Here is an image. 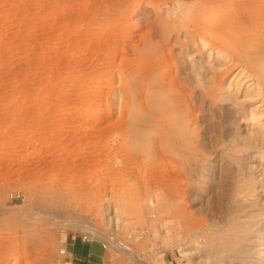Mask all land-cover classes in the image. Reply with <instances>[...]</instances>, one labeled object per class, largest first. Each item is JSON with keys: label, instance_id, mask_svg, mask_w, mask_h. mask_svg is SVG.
Masks as SVG:
<instances>
[{"label": "rangeland", "instance_id": "1", "mask_svg": "<svg viewBox=\"0 0 264 264\" xmlns=\"http://www.w3.org/2000/svg\"><path fill=\"white\" fill-rule=\"evenodd\" d=\"M242 2L0 0V264H264Z\"/></svg>", "mask_w": 264, "mask_h": 264}, {"label": "bare ground", "instance_id": "2", "mask_svg": "<svg viewBox=\"0 0 264 264\" xmlns=\"http://www.w3.org/2000/svg\"><path fill=\"white\" fill-rule=\"evenodd\" d=\"M229 9L234 14L239 12L240 10V13H243V16H240L235 21L232 20L233 22L230 23V28H227L229 30L225 28L226 22H222L221 20V23L213 25V28L215 29L214 33L219 34H217L216 38L222 35V38H220L223 39L222 44L229 48L227 49L230 50V53L234 59L242 62V64H244L247 68V75L249 77L251 88V94H247V96L249 95V98H247L249 99V106L252 107L258 104V106H260L261 108H258V110L256 108L257 106H255L248 111L249 117L246 118L248 119V136L251 139V146L254 156L259 158V167H261V171L264 175V121H262L261 117H259L261 120H258L257 117V115L262 116V118L264 119V0H245V2H242L241 4L235 6L233 5ZM192 25L196 32L198 31L200 33H203L202 28H204L205 23L203 25L201 20H194ZM237 31H241V33L239 34ZM219 32L222 34L220 35ZM217 43L218 42H216L215 45H217ZM155 104L156 107L157 105L158 107H161L164 102L160 99V97H157L155 99ZM248 179L249 178H247V180L245 179L239 184H236L237 186L235 187L234 191L235 196H241L247 199V201L249 202V207H255L256 209L258 208L262 211L264 210V202L256 193V189L252 180ZM262 188L264 189V187ZM242 206L244 205H241L239 209H243ZM235 211L231 212L232 215L230 214L231 216H229V218H236V213H238L239 211ZM111 219L112 218L110 216H107L108 222H110ZM262 222H264V220ZM262 225L264 224L262 223ZM89 232L90 234L92 233V237H95V231L90 230ZM102 238L106 239L105 237Z\"/></svg>", "mask_w": 264, "mask_h": 264}, {"label": "crops", "instance_id": "3", "mask_svg": "<svg viewBox=\"0 0 264 264\" xmlns=\"http://www.w3.org/2000/svg\"><path fill=\"white\" fill-rule=\"evenodd\" d=\"M65 246L71 264H98L92 259L94 246L89 241H83L81 237L73 236L72 239L66 241Z\"/></svg>", "mask_w": 264, "mask_h": 264}, {"label": "built area", "instance_id": "4", "mask_svg": "<svg viewBox=\"0 0 264 264\" xmlns=\"http://www.w3.org/2000/svg\"><path fill=\"white\" fill-rule=\"evenodd\" d=\"M18 196L19 195H16V196H14L12 193L10 194V199L11 200H16L17 198H18ZM81 239L83 240V241H88L89 240V237L87 236V235H83V236H81ZM61 254H66L67 253V248H66V246H63L61 249H60V251H59Z\"/></svg>", "mask_w": 264, "mask_h": 264}]
</instances>
